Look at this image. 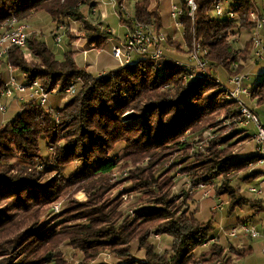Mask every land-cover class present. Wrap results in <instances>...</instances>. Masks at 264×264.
<instances>
[{
  "label": "trees",
  "instance_id": "obj_1",
  "mask_svg": "<svg viewBox=\"0 0 264 264\" xmlns=\"http://www.w3.org/2000/svg\"><path fill=\"white\" fill-rule=\"evenodd\" d=\"M93 1L0 0V26L13 19L24 23L44 12L57 28L76 21L80 37L103 51L114 36L84 15L83 8ZM196 1L194 21L188 19L182 1L184 42H179L178 51L188 55L195 44L204 49L203 59L213 69L211 76L187 82L177 59L165 53L160 65L135 57L123 68L94 77L76 64L72 51L57 59L32 34L26 45L32 61L18 47H11L5 59H0V66L6 65L5 71L0 70V101L9 66L25 83L39 81L46 92L56 91L55 95L63 96L68 87L81 81L77 94L63 107L48 110L37 103L22 104L13 120L0 125V264H66L62 254L56 253L64 243L82 254L79 264L95 262L105 253L116 264H235L218 243L208 253L197 255L217 232L215 216L201 222L198 213L189 210L192 196L184 192L181 200L173 190L176 171L196 187H211L222 180L216 197L229 198L230 216L248 206L264 212L259 202L241 195L240 187L232 182L239 172L256 164L255 153L244 158L232 155L231 146L226 145L234 137L217 136L204 148L197 145L204 142L203 134L219 113H226L241 127L239 104L226 99L216 73L223 68L230 78L246 72L247 62L255 61L252 33L256 24L251 14L260 12L252 0H234L224 9L235 17L221 19L214 8L224 0ZM119 16L129 29L134 22L153 25L158 32L163 29L160 8L153 0H137L130 19L122 12ZM243 34L251 39L238 49L235 45L240 39H231ZM174 42L167 37L164 46ZM249 89L248 100L264 107V73ZM43 138L45 155L40 144ZM121 144L124 156L113 158ZM177 154L185 155V160L174 163ZM170 161L171 166L165 168ZM121 162L122 170L129 171L126 195L139 197L142 203L130 215L121 209L122 197H110L117 187L111 177ZM75 164L70 177L59 175V169ZM79 192L87 196L86 202L73 199ZM64 199L68 203L60 215L44 222L52 206ZM155 235L170 237V249L158 253L150 241ZM135 248L142 257L135 255ZM251 252V247L229 251L242 259Z\"/></svg>",
  "mask_w": 264,
  "mask_h": 264
},
{
  "label": "rangeland",
  "instance_id": "obj_2",
  "mask_svg": "<svg viewBox=\"0 0 264 264\" xmlns=\"http://www.w3.org/2000/svg\"><path fill=\"white\" fill-rule=\"evenodd\" d=\"M182 1L184 0H153L154 4L157 3L159 8H160V14H161V18H162V22H163V29L162 31H164V34L169 35V39L175 41L174 43H171L170 46H168L170 49H173V51H177V52H182V50L178 51V45L180 44L179 42H181L183 44L182 38H181V34L180 33H176V27H175V21L171 19L170 15H171V8L172 5H177V6H181L182 5ZM255 4V9L258 12H264V0H252ZM130 2V1H129ZM124 3L125 6L127 7V10L122 11L118 6H116V4H110L109 0H103V3L100 6V8L98 9V14L96 16L91 15V13L89 12L88 8L84 7L83 12L84 15H86L88 17V19L95 23L96 25H101L104 28L109 30V33L113 32L115 36V38L119 39V41H123L126 37V33L128 31V26L124 23L121 22L120 20V12L123 13V16L125 19H128V16L130 13V11L133 14V8L132 6H130L131 3ZM234 0H224L223 2V7L225 9L228 8V6L233 3ZM120 11V12H119ZM70 22V21H68ZM68 22L65 24V28H66V32L65 29H63L65 35H63L62 38V42L60 44H57V42L55 41L54 36L57 35L58 33H63V31H59L60 28H57L58 25H56L51 17L42 12L41 14L35 16L34 18L30 19V20H25V24L27 25L29 32L32 35H36V37L38 39H40V41H43L47 44V46L52 50V52L56 55L57 59H61L63 56V53L66 52L67 50L70 49H74L76 50L77 47V41L81 40V42L85 44L84 37L81 38L79 35V24L76 25H70L68 24ZM62 25V24H60ZM112 31H111V30ZM181 30V29H180ZM182 31V30H181ZM163 33V32H162ZM3 33L0 32V36ZM178 36L179 39L181 41H178L177 38L174 39V36ZM114 43L118 44L119 41H115ZM237 38H239L240 40H238V42L236 43V47L238 49H242L245 47L246 43H248V41H250V35L248 34H243V35H239L236 38L231 39L232 40H237ZM80 42V43H81ZM73 44V46H72ZM72 46V47H71ZM73 50V51H74ZM186 50V48H185ZM110 54L111 51L107 50ZM23 53L26 57V59L28 61H32L33 56L31 55V52H29L26 48L23 49ZM101 54V53H99ZM89 55V56H88ZM95 54H87L86 56L83 55L81 58V60H84V65H86L87 63H91V57H94ZM112 57V56H111ZM113 58V57H112ZM114 59V58H113ZM186 61V60H185ZM5 66L4 63L2 64V66H0V70L1 71H5ZM90 65H87V68ZM87 68H84L86 70V72L94 77H98V75L100 73H102L103 71H96L95 69L92 70V68L90 70H87ZM245 71H253V74L255 75V78L258 80L260 79L261 75H263L264 73V60L260 61L259 64H255V61H249L247 62V65L245 67ZM89 69V68H88ZM219 71V75L216 73L217 79H219L221 81V83L223 82V84H228V73L226 72L225 69L223 68H218ZM92 72V74L90 73ZM7 73V72H6ZM8 75V73H7ZM15 75L17 77H19L18 73ZM100 76V75H99ZM4 77H6V75L4 74ZM7 78V77H6ZM9 78V75H8ZM229 85V84H228ZM70 99V98H69ZM68 99V100H69ZM225 99V98H224ZM68 100H66L63 96L60 95H52L50 97V101H49V105L48 104V110H50V108L55 109V106H59L56 108H61L63 107ZM56 102L55 105H52L54 103L52 102ZM4 104L7 106V112L4 114L0 113V125L6 124L8 122H10L11 120H13L20 109V106L17 105L16 103H12V102H6L5 100H1L0 101V105ZM250 105V103H249ZM241 128H245V127H239L236 126L234 124V122L229 119V117H226V113H219V115L216 116V120L215 123L205 132V134H203L204 136V142L199 143L197 145H199V148H204L208 141L210 139H213L217 136L219 137H224V138H228V137H234L232 138V140L228 143V145H226V147L231 146L230 148V153L233 155L234 150L238 149V148H242L244 149L245 143L242 145H239L242 140L235 142L237 135L239 136V134H236V131L240 130ZM246 132L253 135L255 133L254 129L252 128V126H248L246 127ZM188 136V133L186 134ZM191 137L192 136H188ZM195 140L198 141V136H194ZM245 138V137H244ZM243 138V139H244ZM46 139H41V150H42V154L45 155L47 150H46ZM244 141V140H243ZM249 142V141H248ZM247 142V143H248ZM124 145L121 144L117 147L115 153H113L112 157L113 158H122L124 156ZM197 148V147H195ZM241 149V150H242ZM193 151H195L193 149ZM193 151H190L192 153H194ZM185 160V155L182 154H177L175 156V159H173L172 161L174 163H179L181 161ZM172 161L168 162L167 165L165 166V168H168V166L170 167L172 164ZM124 163L121 162L119 165V168L117 170H115L114 174L111 177V182L117 183V187H115V189H113V191L110 193V197L112 199H119V197H122L123 199V205L121 207L122 211L126 214V215H130L133 212H135L136 210H138V208H141V202L139 201V197H135L132 195H126V192H129L128 190H126V188H128L130 186L129 182H126L125 179L126 177H128L129 171L128 169H123L122 170V165ZM163 168L162 171L165 169ZM76 170V164L72 165L68 168L65 169H59V175L63 178H68L70 177L71 174H73ZM161 171V172H162ZM186 177H183L182 174L179 171H176V187L173 190V195L174 196H178L179 199H181L180 197H182L183 193H188L189 195L192 196V199L188 202L190 205V209L192 211H196L198 214H196V218L198 217V219L201 222H207L210 219H212L213 216H215V227H217V232L214 233V235H219L220 233H224L221 231V228H224L225 230H228L231 226L236 225V224H240L241 222H245L243 220H245L247 216V209H242V210H237V212H235V214L233 216L229 215L228 212V207H229V203L230 200L227 197H223L221 198L222 201L225 204V209L223 212L217 213L215 211H213V207L215 206V202L216 200H218L216 197V187H219L222 180H217L215 182V185L208 187L212 193H211V197L208 199H203L202 197V193L198 192L197 187L196 186H192L194 187L195 190H193L194 192L190 193L188 192L187 186L189 184L188 181H186L185 179ZM188 180V179H187ZM239 176L236 175L233 178L234 184L239 183ZM126 182V183H124ZM240 187V186H239ZM240 189H242L241 191H245L246 193V189L243 187ZM248 192V191H247ZM244 193V194H245ZM125 195V196H124ZM246 195V194H245ZM215 196V197H214ZM73 199H75L78 202H86L87 201V196L83 193V192H79L77 194H75L73 196ZM182 200V199H181ZM68 200L64 199L62 200V203H57L56 205L52 206V208L49 210V213L47 215V217L45 216V218L43 219L44 222H47L55 217H58L60 215V212L62 210H64V208L67 206ZM58 208V209H56ZM261 218V216L259 217ZM249 220V219H248ZM250 221V220H249ZM252 224L254 226L257 227V229L259 230V232L263 233L264 229L262 227L261 222L256 219L253 218V220L251 221ZM56 223H61L60 219L56 220ZM212 236L211 238L214 239L215 236ZM221 237L220 240V245H223V247L226 249V254H228L229 257H232V262L235 264H264V253H263V248L264 245L261 241V239H254V240H250V245L252 246V252L248 257L245 258H239L237 257L235 254L232 255L229 253L230 248L231 247H235L236 249H248V245L247 244H239V241L244 240V239H234V240H229L224 238L223 235H219ZM247 238V237H246ZM150 241L154 244L155 249L158 253L162 254L164 253L166 250H169L171 247V238L168 236H152ZM214 245V243L209 244L207 247H203L200 248L197 251V255L200 256L204 253H208L211 250V246ZM56 253H61L62 257L65 259L66 264H79L82 261V254L80 252H78L77 250L71 248L68 244L64 243L61 246L58 247ZM134 253L137 257H142L141 252L139 249L134 250ZM90 264H116V261H114L113 259H111V255L109 253H105L104 255H102L100 258H98L95 262H92Z\"/></svg>",
  "mask_w": 264,
  "mask_h": 264
},
{
  "label": "built area",
  "instance_id": "obj_3",
  "mask_svg": "<svg viewBox=\"0 0 264 264\" xmlns=\"http://www.w3.org/2000/svg\"><path fill=\"white\" fill-rule=\"evenodd\" d=\"M130 1V2H129ZM137 0H109L110 4H116L122 11L127 10L124 3H131L132 6ZM188 9V19L194 21L195 13L198 9L196 0H185ZM103 3V0H94L92 5L88 8L91 15L96 16L98 14V9ZM129 14L128 19L132 17V12ZM214 13L218 18H228L233 19L235 15L233 13H226L223 4H216L214 8ZM183 15V7L172 5L171 8V19L175 21V27L180 30L183 27L182 21L180 20ZM252 19L255 21L256 28L252 33V43L254 49L255 61L260 62L264 60V12L252 13ZM69 24L76 25V21H70ZM66 28L61 26L59 31H63ZM0 32L3 34L0 36V59H5L8 51L11 47H18L19 49H25L28 39L31 36L27 25L16 19L8 21L7 23L0 26ZM63 33H58L54 36L57 44L62 42ZM167 42L166 34L162 31H156L153 25L141 24L139 22H134L133 27L128 29L126 37L123 41H119L115 44L113 40L109 41L111 55L117 62L119 68H123L130 64L135 57L149 58L150 60L156 62L160 65L164 59L165 51L164 45ZM87 49L82 52L86 56L92 52L101 53L93 46H89L86 41ZM191 52L187 55L186 61H175L179 67H181L187 74L184 77L185 81H193L197 78L205 76H211L213 74V69L209 66L204 58L206 51L201 47L192 45ZM8 75L6 90L1 93V98L6 102H14L17 105L22 104H40L41 106L48 108L50 101V96L55 95L56 91L46 92L39 81H34L30 83H25L24 79H21L15 75V71L12 67H8ZM237 70L238 66H234ZM251 71H246L242 74H237L228 79V84H224L223 90L227 92L226 99L230 101H235L239 104L240 112V125L243 127L252 126L255 130L253 135V141L255 143V155L257 157L256 164H251L250 167L260 166L261 172L260 176L257 178L256 185L249 188V193L255 197L263 200L264 199V114L257 115L253 110H251L245 101V97H250V82ZM217 83H221L217 79ZM81 84L80 80H77L76 84L68 87L63 94V97L68 100L77 94L78 86ZM7 112V106L4 104L0 105V113L4 114ZM188 192L192 193L194 187L190 184L187 186ZM198 192L202 193L203 199H208L211 197V190L206 185H199L197 187ZM58 209V208H56ZM225 209V204L222 200L218 199L215 202L213 211L220 213ZM219 235H223L224 238L229 240H234L239 237H250L258 238L260 233L256 226L251 222H242L231 226L228 230L221 228ZM217 235L214 239L208 241L203 247H207L209 244L220 243L221 237ZM202 247V248H203ZM264 253V248H263Z\"/></svg>",
  "mask_w": 264,
  "mask_h": 264
},
{
  "label": "crops",
  "instance_id": "obj_4",
  "mask_svg": "<svg viewBox=\"0 0 264 264\" xmlns=\"http://www.w3.org/2000/svg\"><path fill=\"white\" fill-rule=\"evenodd\" d=\"M176 31H177L176 33H180L181 34L182 41L184 42L182 31L178 30V29H176ZM162 32L164 33V31H162ZM112 34L114 35L113 32H112ZM166 36L170 37L169 35H166ZM175 37L177 38L178 41H181L177 35L174 36V39H176ZM114 38H115V36H114ZM115 39H116L115 41H119V39H117V38H115ZM80 42H81V40L77 41V45H76L77 49L76 50L70 49V50L66 51V52H68V51H72L73 52L74 58H75V62H76V64L79 67L84 69V68H87V65H90L88 67L89 69L87 68V70H90L92 68V70L95 69L96 71H103L99 75H104L105 73H107L109 71H112V70H115V69L119 68L118 65H117V62L111 57L112 55L107 51V50H110V45H107V47L104 48L103 51H101V54H99L98 52L89 53V54H95V56L91 57V63H87L86 65H84V60H81V58H83L82 56L84 55L82 51L84 49H87V46H86V41H85V44H84V42L83 43L82 42L80 43ZM113 42H114V40H113ZM72 46H73V44H72ZM168 46L169 45L164 46L165 47V53L168 55V57L173 58V59H177V60H180V61H185L186 60L187 54L180 53V52H177V51H173V49H170ZM66 52L63 53V56H64V54ZM63 56H62V58L60 60L63 59ZM90 73L92 74V72H90ZM217 74L219 75V71L217 72ZM21 79H22V77H21ZM228 79H229V75H228ZM254 79L257 80L255 78V75L253 74V71H251V79H250L249 85H251L253 83ZM245 101H246V103L248 105L250 103V105L248 107L252 108V110H255L259 115H263L264 114V107L258 106L254 102H250L248 100V98H246V97H245ZM52 103H54L52 105L56 104L55 101L52 102ZM49 105H51V104H49ZM56 107H59V106H55V109H58ZM245 131H246V127L245 128H241L240 130L236 131L237 134H239V133L240 134H239V136L237 135V138L235 139L236 140L235 142L242 140V142L239 145L244 146L243 144L245 143V146H246V147H244V149L238 148V149L234 150L233 155L237 156V158H244L246 156L253 155L255 153V143L253 141V135L254 134L251 135V134H249V133H247ZM260 172H261V167L260 166H254L252 168L249 167L245 171L239 172L238 176H239L240 180H239V183H237L235 185H238L241 188L244 187L248 191L250 187L256 185L257 178L260 176ZM233 184H234V182H233ZM247 191L245 193V191L243 190V191H241L240 194L241 195L243 194V196H245L248 199H252V200H254L256 202H259L260 205L262 207H264V199L261 200V199L255 197L254 195H251L249 193V191L248 192ZM247 208H248V211H247V216L248 217H246L245 220H243V221H246V220L249 219L250 221L249 220L248 221L251 222L253 220V218L254 219L257 218L258 222L259 221L261 222L260 225H262V227L264 229V212L257 213L258 209H252L250 206L245 207L244 209H247ZM260 216H261V218H259ZM259 233H260L259 237L255 238V239H261V241L264 242V232L263 233L259 232ZM239 238L240 239H244L242 241L240 240L239 244H241V245L242 244H247L249 247L252 248V246L250 245V240L251 241L254 240L253 238H250V237H247V238L246 237H239ZM263 245H264V243H263Z\"/></svg>",
  "mask_w": 264,
  "mask_h": 264
}]
</instances>
